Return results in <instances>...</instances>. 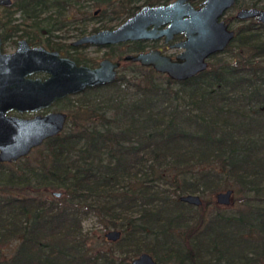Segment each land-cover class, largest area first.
I'll return each instance as SVG.
<instances>
[{
	"label": "trees",
	"instance_id": "16d2710c",
	"mask_svg": "<svg viewBox=\"0 0 264 264\" xmlns=\"http://www.w3.org/2000/svg\"><path fill=\"white\" fill-rule=\"evenodd\" d=\"M104 2L13 0L0 8L2 43L24 36L68 55L54 33ZM234 7L264 9V0ZM243 22L222 51L229 57L212 55L192 78L128 62L112 83L55 102L65 103L64 130L34 148L35 165L0 163V264H130L142 252L158 264H264V26ZM225 190L229 206L242 197L230 214L178 200ZM85 214L121 237L88 246Z\"/></svg>",
	"mask_w": 264,
	"mask_h": 264
},
{
	"label": "water",
	"instance_id": "95a60500",
	"mask_svg": "<svg viewBox=\"0 0 264 264\" xmlns=\"http://www.w3.org/2000/svg\"><path fill=\"white\" fill-rule=\"evenodd\" d=\"M189 1L175 0L163 6H144L118 27L83 35L71 45L106 46L162 36L167 42L173 35L180 34L184 39L172 46L180 50L174 59L158 50H149L127 54L122 60L151 68L173 81L187 80L203 72L207 68V60L221 53L233 39L234 31L228 28L222 17L236 0H203L196 10ZM10 4L11 0H0V6ZM234 17L238 21L254 19L264 26V9L240 8ZM159 27L164 28L158 30ZM119 67L120 62L109 59L100 60L95 67L78 65L67 57H61L57 51L30 48L23 39L17 42L13 53H2L0 39V163L16 162L64 130L66 113L54 111L39 115L38 112L86 88L112 83ZM35 73H43L47 77L43 80L30 78ZM12 112L33 116L22 118L11 115ZM53 195L60 197V193ZM231 198V190L214 195L219 206L230 205ZM178 200L194 207L201 204L196 194L182 195ZM120 236L118 230H109L104 239L116 242ZM130 264L158 263L150 254L142 252Z\"/></svg>",
	"mask_w": 264,
	"mask_h": 264
},
{
	"label": "rangeland",
	"instance_id": "374dc122",
	"mask_svg": "<svg viewBox=\"0 0 264 264\" xmlns=\"http://www.w3.org/2000/svg\"><path fill=\"white\" fill-rule=\"evenodd\" d=\"M241 2H246L248 0H240ZM142 3V1L140 2ZM96 9V7H90L88 8V11L90 10V12H88V14L92 15L94 12V10ZM238 10V8L234 7L230 10H228L227 12L224 13L222 19L225 21H227L229 23V29L235 31L236 29H238L239 27L243 26V24H245V22L243 21H238L234 18L236 11ZM80 16H77V18H79ZM121 21V19L117 20L116 22L113 21H109L107 16L104 15H98L95 19H91V20H85V21H80V22H75L74 25H69V28L66 27L64 29H62L61 31L55 32V36H57L56 38H54L52 40V42H60V43H69L71 41H74L77 39V32L78 30L72 29V27L74 26L76 29H84L85 33H88L90 31H92L94 28H98V29H102L104 27L107 26H115L117 25L119 22ZM263 39H264V33H263ZM20 39H25L26 41H28V38H25L24 36L22 37H18L16 35H12L11 37H9L4 43H2L1 48H2V52L4 53H13V51L15 50V46H16V42ZM30 44V43H29ZM34 46H43V44H37ZM131 48L129 46H123V47H113V48H97L94 46H90V47H86V48H78L75 51H72L71 49H67V53L68 55L75 56L78 58H82V59H87L88 63L92 65V67H94L100 60L107 58L110 59L112 61H114L117 56L122 57L123 55L130 53L128 51H130ZM174 52H178V51H174ZM65 55V54H63ZM67 56V55H66ZM69 56V57H70ZM229 57V52H221L218 53L216 55L217 59L220 60H226ZM210 59L207 60V62ZM130 64H128V62H121V66L119 67V69L117 70V75H121V74H128L130 72ZM116 75V76H117ZM65 104V103H64ZM64 104L61 105H52L50 108L42 110L40 112H38L37 114L39 115H43L47 112H54V111H60V112H64L65 110L62 108L64 106ZM11 115L14 116H18V117H22V118H28V117H32L33 115L30 114H17L16 112H12L10 113ZM37 152L35 151V149H32V151L27 155V157L29 158V163L30 165H35L36 162V158L37 156ZM23 160H21L22 162ZM21 166V165H20ZM61 191L55 190V192L53 193H60ZM221 192V191H220ZM61 194V193H60ZM201 200L205 199V200H210L211 202L214 203L215 207H217L218 209H221L225 214H230L235 210V206L238 204V202H240V200H242V197L238 194L236 197V202H233L231 206H219L215 203V199H214V195H212L211 197H203L200 194H197ZM234 196V195H233ZM50 198H54L51 194L49 196ZM58 198V197H57ZM234 198V197H233ZM47 200H49L48 198H46ZM212 206L208 207V211H211ZM80 227H81V232L82 234L86 235L88 238V246L91 245L90 242L94 243V246H96L95 248H97V242L101 241L105 242L107 245L110 244L111 242H108L104 239V234L109 231V230H103L101 224L98 222V220L92 215V214H85L83 216H81L80 219ZM121 237V236H120ZM145 244L151 243L150 239H144L143 241ZM111 249L116 250L117 252V248L112 246ZM121 256V255H120ZM159 264H168V263H159Z\"/></svg>",
	"mask_w": 264,
	"mask_h": 264
},
{
	"label": "flooded vegetation",
	"instance_id": "af4514ba",
	"mask_svg": "<svg viewBox=\"0 0 264 264\" xmlns=\"http://www.w3.org/2000/svg\"><path fill=\"white\" fill-rule=\"evenodd\" d=\"M141 1H142V3H140ZM173 1H175V0H167V1H163V0H140V1L139 0H105L103 6L96 7V9L93 11L94 13L92 14V18L95 19L99 15V12H106L104 14V16H107L109 21L116 22L119 19H121V21L117 25H115L113 27L112 26H107V27H104L102 29H98L96 31L92 30V31H90L88 33H84L83 35L95 33V32H97L99 30H104V29L111 30V29H114V28L118 27L124 20H126V19H123L122 17L121 18H118V17L115 18L114 15H116L118 12H134L135 13L140 8H142L144 6H149V7L163 6V5L169 4V3L173 2ZM202 1L203 0H191V1H189V4H190V6L193 9L196 10V9H198L200 7ZM12 2H13V0H11V4H12ZM1 7H4V6H0V8ZM7 7H9V6H7ZM232 8H234V6ZM86 10H87L86 12H90V10L89 11H88V9H86ZM73 11L74 12H81V10H79V9L71 10V11L69 10L68 12H73ZM67 27L69 28V26H67ZM163 28L164 27H159L158 30H161ZM72 29L76 30V28L74 26L72 27ZM83 35H81V36L80 35H76L77 39H79ZM0 39H1V36H0ZM183 39H184V37L182 35L176 34V35H173L171 37V39H169L167 42L165 41V36H162V37H159L157 39H152V40L127 41V42L117 43V44H114V45L94 46V47H97V48H113V47H119V46L120 47L129 46L131 48V46H135V48H136V46H137L138 50H136V51H128L130 53H127V54H137V53H144V52H147L149 50H158L162 55H165V56L170 57L171 59H174L175 56L180 52V50H178L176 48H172V46H174L176 43L181 42ZM23 40H25V39H23ZM76 40H74V41H76ZM74 41H71V42H69L67 44H65V43H61V44L68 45L69 46L68 49H71L72 51H75L78 48H86V47L92 46V45L72 46L71 43L74 42ZM17 42H16V44H17ZM26 42H27V44L29 45L30 48H32V47H42V48H44L47 51H57V50H53V49H48V48H46L44 46H34L32 44H29L28 41H26ZM1 45H2V40H1ZM15 49H16V46H15ZM174 51H178V52H174ZM1 52H2V48H1ZM57 52L60 54L61 57H67V58L73 60L70 55H69L70 56L69 57L68 55L66 56V54L64 52H61V51L60 52L57 51ZM2 53H4V52H2ZM63 54H65V55H63ZM127 54H125V55H127ZM125 55H123L122 57L117 56V58L114 61H112L110 59L109 60L112 61V62H120V66H121V62H124L122 59H123V57ZM104 59H107V58H104ZM73 61L75 62V60H73ZM46 77H47L46 74H43V73H35L34 75L30 76V78H39L41 80L45 79Z\"/></svg>",
	"mask_w": 264,
	"mask_h": 264
}]
</instances>
